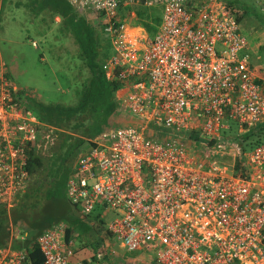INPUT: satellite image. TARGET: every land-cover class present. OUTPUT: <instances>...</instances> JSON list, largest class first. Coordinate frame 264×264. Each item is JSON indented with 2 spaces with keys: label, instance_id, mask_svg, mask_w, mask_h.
Returning <instances> with one entry per match:
<instances>
[{
  "label": "built area",
  "instance_id": "1",
  "mask_svg": "<svg viewBox=\"0 0 264 264\" xmlns=\"http://www.w3.org/2000/svg\"><path fill=\"white\" fill-rule=\"evenodd\" d=\"M68 1L102 24L113 49L105 76L123 83L118 101L142 123L98 135L66 184L81 214L115 213L105 264H138L116 258V246L152 264H264V144L246 155L244 177L214 155L239 152L220 136L231 123L243 131L264 121V62H252L236 12L221 0ZM140 5L160 7L161 22L151 38L132 41L127 21ZM17 94L0 60L1 204L24 189L26 147L39 135ZM37 245L42 264H85L63 224ZM0 264L30 263L24 249L5 246Z\"/></svg>",
  "mask_w": 264,
  "mask_h": 264
},
{
  "label": "trees",
  "instance_id": "2",
  "mask_svg": "<svg viewBox=\"0 0 264 264\" xmlns=\"http://www.w3.org/2000/svg\"><path fill=\"white\" fill-rule=\"evenodd\" d=\"M2 1L13 4L9 0ZM13 2L14 7L37 12V16L49 12L55 18L56 35H61V39H69L65 43L76 48L72 53H77L80 62L77 65L71 62L75 65L72 69L75 72L73 78L81 79L82 83L74 90L76 101L70 105L61 102L44 103L31 92L18 88L17 100L39 121V135L34 144L26 147L24 169L27 178L24 189L11 202L0 203V247L22 248L30 264H42L43 256L37 245L38 236L55 224H63L66 236L75 240L78 258L85 263L90 256L96 264H105L112 247V237L105 229L106 223L100 212L81 214L78 207L69 202L66 184L74 172L78 157L98 135L107 129L126 126L139 129L142 123L115 97V92L122 88L123 83L105 76L103 64L110 53L104 46L110 43L102 30V24L94 15L77 12L68 0ZM229 6L236 12L237 21L240 22L244 9H238L233 4ZM149 8L135 6V18L127 23L133 24V27L140 26L149 34L157 31L160 20L152 16ZM46 43L50 51L52 44ZM236 126L231 123L229 129L221 132L220 136L222 139L235 140L239 152L235 153L229 146L230 150L222 157L217 151H214V155L221 160H228L233 173L244 177L248 170L246 155L256 145L264 144V121L243 131H236ZM216 142L217 139L212 141L213 144ZM98 253L102 254L100 258L97 257ZM120 257L125 260L133 256Z\"/></svg>",
  "mask_w": 264,
  "mask_h": 264
},
{
  "label": "rangeland",
  "instance_id": "3",
  "mask_svg": "<svg viewBox=\"0 0 264 264\" xmlns=\"http://www.w3.org/2000/svg\"><path fill=\"white\" fill-rule=\"evenodd\" d=\"M228 6L233 4L238 9H244V16L239 22V31L246 37L248 48L252 54V62L261 64L264 62V0H221ZM152 16H157L161 21V11L157 6L150 7ZM11 14L0 13V56L10 72V80L19 88L31 92L35 97L44 103L61 102L72 104L76 101L74 90L82 83L81 79H74L75 65L80 60L76 48L68 43L69 39L55 38L52 27H55V19L50 14L37 16V12H30L22 9H10ZM133 27V24H128ZM138 34L141 38H151L154 33L149 34L142 27ZM128 28H126L127 30ZM135 29V28H132ZM45 33H47L45 35ZM101 36L103 34L99 33ZM47 37V39H45ZM106 38V37H104ZM107 39V38H106ZM37 46L34 47L32 42ZM53 44L50 51L47 50V43ZM64 42V43H62ZM142 42V39L141 41ZM64 48V49H62ZM113 53L111 45L104 46ZM104 50V51H105ZM74 61V64L71 62ZM73 69V70H72ZM237 127V128H236ZM235 130H239L236 126ZM224 130H221L223 132ZM226 131V130H225ZM230 148H226V151ZM98 207L96 211L101 212ZM105 223L115 217L111 211H103ZM136 252H127L125 249L116 246L115 257H132ZM82 255V254H81ZM83 257V255H82ZM88 256L86 264H96ZM89 258V259H88ZM85 259V258H83Z\"/></svg>",
  "mask_w": 264,
  "mask_h": 264
},
{
  "label": "crops",
  "instance_id": "4",
  "mask_svg": "<svg viewBox=\"0 0 264 264\" xmlns=\"http://www.w3.org/2000/svg\"><path fill=\"white\" fill-rule=\"evenodd\" d=\"M11 3H13L14 4V2H13V0H9ZM13 4H10L8 1H2V0H0V13L1 12H3V14H11L12 12H10V9H12V10H15V9H22V10H25L24 8H22V7H14L13 6ZM47 11V10H46ZM46 14H50L49 12L48 13H43L42 15L44 16V15H46ZM82 14H85V13H82ZM51 15V14H50ZM40 16V15H39ZM52 16V15H51ZM55 19V18H54ZM0 20H1V15H0ZM161 22V21H160ZM159 26V25H158ZM157 26V27H158ZM138 27H140V26H138ZM128 29H132V28H137V27H127ZM52 30H53V33H56V29H55V27H52L51 28ZM138 29H140V28H138ZM47 33H45V35H46ZM141 34V33H140ZM140 34H138L137 36H141ZM53 36H55V38H57V39H61V35H59V36H57V35H53ZM47 38V37H46ZM130 39V38H129ZM131 40V39H130ZM134 40H135V38H134ZM58 43H60L61 44V42L59 41ZM110 43V42H109ZM53 45V44H52ZM111 45V44H110ZM62 49H64V48H62ZM252 55V54H251ZM0 60L2 61V58H1V56H0ZM2 63L4 64V69H5V73L8 75V77L10 78V72L8 71V69H7V66H6V64L4 63V61H2ZM17 86V85H16ZM17 88H19L18 86H17ZM124 90H117L116 92H115V97H116V99L118 100V98H120V97H123L124 96ZM133 253H135V252H133ZM129 260V261H131V262H134V263H138V264H152V263H148L147 262V260H146V256H144L141 252H139V253H137V254H134L133 255V257L131 258V259H129V258H126L125 260Z\"/></svg>",
  "mask_w": 264,
  "mask_h": 264
},
{
  "label": "bare ground",
  "instance_id": "5",
  "mask_svg": "<svg viewBox=\"0 0 264 264\" xmlns=\"http://www.w3.org/2000/svg\"><path fill=\"white\" fill-rule=\"evenodd\" d=\"M140 29L135 28V29H127L126 33L129 36V38L134 41V38L138 35Z\"/></svg>",
  "mask_w": 264,
  "mask_h": 264
}]
</instances>
